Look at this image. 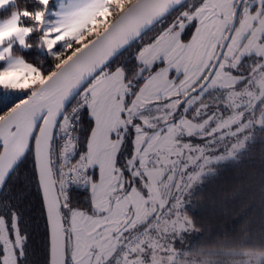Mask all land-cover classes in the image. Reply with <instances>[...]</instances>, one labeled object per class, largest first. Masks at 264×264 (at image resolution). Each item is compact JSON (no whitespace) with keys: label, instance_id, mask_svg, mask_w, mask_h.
Here are the masks:
<instances>
[{"label":"snow or ice","instance_id":"6c2138e0","mask_svg":"<svg viewBox=\"0 0 264 264\" xmlns=\"http://www.w3.org/2000/svg\"><path fill=\"white\" fill-rule=\"evenodd\" d=\"M50 2L35 0L38 7L29 9L21 6L19 0H0V11L7 10L6 15L0 18V62L3 63L0 67V89L7 92L11 88L24 93L22 98L11 101L6 108H0V209L10 213L0 215V264H225L222 256L229 253L217 254L222 251L211 246L220 240L233 246L227 264H264V250L258 251L253 247L254 243L264 246V148L256 151L257 145H264V136L258 135L264 133V93L254 79L264 74V52L241 54L239 61L232 66L234 54L228 58L229 65L224 69L239 77L231 89H224L225 93L247 89V92L258 96L255 103H252L251 97L242 96L241 100H247V103L238 102L239 106L235 107L230 102L231 98L224 95L221 101L225 102L217 103L223 108L217 106L210 116L200 122L186 115L177 118L182 107L186 110L190 97H185L172 82L175 75L172 65L178 69L188 59L189 52L166 48L158 60L146 62V57L153 55L152 46L161 41L166 32L178 36L181 44H187L199 23L196 18L189 19L188 13L204 5V0H199V4L191 9L187 0H174L172 3L169 0H125L123 6L120 0H69L67 5H61L60 11L52 13L56 19L51 21L47 19ZM212 3H218V0H212ZM230 4L234 8L231 24L223 28L227 39L219 29H213L220 32L219 40L223 41V45L218 41L215 43L219 56L214 64L209 61L197 81L199 84L204 76H208L204 87L216 75L217 68L225 59L224 53L245 16L251 18V28L240 40L241 47L249 36H253L257 45H264V0H230ZM172 12L178 15L169 17ZM161 21L165 23L157 34L143 41L145 33ZM254 30H259L258 35L254 36ZM34 32L41 33L42 46L53 61L49 71L39 70L50 84L55 83L59 74L76 62L87 63L98 57L90 71L81 76L77 92L84 93V98L72 114L77 122L80 117L76 116V112H83L88 117L89 136L98 124L101 128L112 121L118 125L107 131L108 139L117 141L119 145L116 167L121 177L115 182L116 191L108 197L107 210L93 208L92 194L88 192L87 185V212L83 208L74 209L71 203L73 196L83 193H77L71 184L65 188L61 183V158H53L51 143L57 136L60 121L65 119L64 112L71 108L70 102L64 103L63 110L57 115L46 152L38 140L45 119L43 112L34 117L26 145L24 143L20 109L32 97L35 86L17 78L25 70L31 72L37 69L16 57L13 48L17 44L30 48L31 44L27 41ZM69 36L72 42L66 44L65 38ZM12 37L16 39L12 41ZM137 40L142 41L135 52L138 74L130 80L125 68L114 64L113 60L122 56L128 46ZM113 42H118L117 46L106 50V45ZM165 55L168 56L167 64ZM246 58L252 63L244 73L241 66ZM145 73L149 77L160 73L162 81L150 96L142 94ZM164 73H167L166 81ZM137 76L142 77V82ZM179 78L176 77L177 80ZM203 89H197L192 95L199 96ZM138 93L141 95L138 96ZM2 99L0 97V102ZM175 100L179 103L173 104ZM208 105L201 110H207ZM150 106L152 114L146 115L145 110ZM189 120L193 125H199L195 131L185 128L182 121ZM75 126L70 123V127ZM138 137H143L139 149ZM82 152H87V144L74 149V155L70 156L73 164ZM138 152L143 155H138ZM124 153H127L128 159L122 164ZM257 155L262 161L259 171H250L244 176L237 170V179L230 192L233 198H239L240 203L256 204L259 215L249 219L244 227L224 232L212 241L200 244L195 250L189 248L188 238L193 233L202 232L203 228L198 223V214L194 212L189 216L185 208L189 210L191 205L192 209H196L208 199L202 187L204 181L220 179L234 164L244 169L243 161L254 159ZM25 161L31 164V180L37 187L44 221L46 248L42 260L29 261L26 249L29 236L20 229L21 211L18 205L28 200V191L25 180L13 181L12 175H18V169ZM152 169L157 170L159 177L155 185L160 190L161 202L155 204V211L145 220L134 222L137 211L126 198L135 190L146 202L144 206L152 207L148 187V170ZM75 171L91 176L93 182L100 180L97 165ZM64 174L71 177L73 171ZM13 201L17 206L13 205ZM122 202L127 204L126 210L117 207ZM113 208H117V213L126 220V223L121 222L118 230H113L107 222ZM219 210L226 211L223 197ZM77 212L87 215L93 222L78 224L75 220ZM101 219L105 222H100ZM253 224L262 229L255 238L250 235Z\"/></svg>","mask_w":264,"mask_h":264},{"label":"trees","instance_id":"16d2710c","mask_svg":"<svg viewBox=\"0 0 264 264\" xmlns=\"http://www.w3.org/2000/svg\"><path fill=\"white\" fill-rule=\"evenodd\" d=\"M205 1V0H204ZM21 6H27L29 9L33 7H38L35 4V0H19ZM125 0L120 1L121 6ZM199 0H190L187 2L189 9L193 5H198ZM7 10L0 11V17L6 15ZM189 13H192L189 11ZM178 13L173 12L169 15L176 16ZM165 23L161 21L157 26L152 28L148 33L143 36V41L150 40L153 35L157 34V31L161 28V25ZM41 33H33V35L29 38L28 43L31 44L30 48L22 49L19 46H16L13 50L15 55L23 57L26 61L36 67L38 70L36 82L33 84L35 87L33 89V93L39 88V86L47 79L40 75L39 70L49 71L52 67V58L48 55V53L44 50L41 43L40 38ZM72 40L65 42L71 43ZM142 43L141 40L135 42L132 46H130L127 51L122 55L117 57L113 63L122 65L129 75L130 80H134L136 75L138 74L137 65L135 61V52L137 50L138 45ZM252 61L248 58L245 59L244 63L241 66V70L246 73L248 71L249 66L251 65ZM3 64V63H2ZM210 70V69H209ZM230 73V72H229ZM206 76H204L205 78ZM138 80H141L137 78ZM254 79H256L254 77ZM142 82V80H141ZM202 80L200 81V83ZM199 83V84H200ZM197 84L196 86H198ZM232 87L223 88V87H214L208 88L205 87L202 91L198 93L199 96L193 95L190 97L188 104L190 107L186 106V110L182 107L181 111L177 114V118L180 116L186 115L189 119H193L196 122H200L206 119L208 116L212 114L219 106L221 109L223 105H217V103H223L225 101H221L224 98V95L231 98V104L235 107H238L240 103H247V100H241L242 96L251 97L252 103H255L258 96H255L253 93L247 92V89H244L240 92L229 91L225 93L226 90L224 89H231ZM193 90V89H192ZM191 90V91H192ZM24 93L15 92V89L9 88L7 92L3 89H0V97H2V102H0V108H6L11 101L16 100L17 98H22ZM83 96L82 93L74 99V102ZM186 96V95H185ZM74 102L72 104H74ZM186 103V102H185ZM71 104V106H72ZM209 104V105H208ZM200 105V107H199ZM208 105L207 110H201L204 106ZM199 107V108H198ZM201 111V113H200ZM196 112V113H195ZM199 115H195L198 114ZM179 115V117H178ZM77 116L80 117L79 121L77 122L78 125V135H79V142L77 148H81L85 144H87L88 149V142H89V121L88 117L83 114V112H78ZM258 135L264 136V133H259ZM261 148H264V145H257L256 151L259 152ZM85 152H82L80 156V160L84 156ZM241 155H244L243 153ZM127 153H124V157L121 160V163L124 164L127 160ZM244 169L240 168L239 164H234L232 169L227 170V172L222 176L220 179L215 180L213 182H207L205 180V184L202 186L204 188L205 195L208 197L205 201L202 202V205L196 209H192L191 205L189 206V210L186 207L185 211L189 216H191L194 212L198 214L197 219L198 223L202 226L203 231L200 233H193L188 238L187 246L193 250H195L200 244L204 242H210L213 239L219 237L222 233L231 231L236 229L237 227H244L247 221L253 217L259 215V208L256 204L249 202L247 204H243L239 202V198L235 199L231 196V189L234 182L237 179L236 172L239 170L243 173L244 176H247L248 172L250 171H259L261 168L262 161L259 158V155L256 156L254 159H247L243 161ZM30 168L31 164L29 161H25V164L22 165L18 169V175L13 174L12 179L13 181L16 180H25L27 185L28 191V200L18 205L21 215H20V229L21 232L27 234L29 236V240L26 242V249H27V257L29 261L33 259H43V255L46 248V241L44 237V221L42 217V210L41 204L39 201V197L37 193V187L35 182L32 181L30 175ZM29 173V174H28ZM77 193L83 194H76L72 198V205L74 209H85L88 210V195L85 190H76ZM88 192H90V187L88 185ZM91 193V192H90ZM223 197V203L226 205V211L221 212L219 210L221 198ZM196 200L195 197L192 198ZM13 205H16V202L13 201ZM93 206V203H92ZM10 213L7 212L6 209H0V215ZM262 229L259 228L258 225L253 224L252 231L250 235L255 238V235L261 231ZM211 246L215 247L217 250H221L222 252L218 251L217 254L223 255V253H229L228 255H223L222 258L227 264V261L231 259L230 250L233 246L227 243L224 240H220L219 242H214ZM253 247L256 250H264V246L253 244Z\"/></svg>","mask_w":264,"mask_h":264},{"label":"rangeland","instance_id":"374dc122","mask_svg":"<svg viewBox=\"0 0 264 264\" xmlns=\"http://www.w3.org/2000/svg\"><path fill=\"white\" fill-rule=\"evenodd\" d=\"M72 2H75V0H72ZM68 3L69 0H51L47 19L50 21L55 20L56 16H54L52 13L60 11L61 5H67ZM233 12L234 8L231 7L230 0H218V3H212V0H205L204 5L197 8L195 12L188 13L189 19L196 18L199 21L197 29L195 30L190 41L187 44H181L178 36L166 32L162 40L158 41L156 45L152 46V49H154L153 55L150 57H146V62L158 60L161 55H164L163 50L166 48H170L172 51L187 50L189 52L188 59L182 65H180L178 69L176 68V65H172V68L175 72V75H173L172 77V82L175 83L176 88L183 92L185 96L193 88L196 87L197 81L200 80V76L203 73L204 68L208 67L209 61L214 62L218 53V50L215 48V43L218 41L222 44L223 41L219 40L220 32H223V28L225 26L231 24ZM220 14H222V18ZM214 28L219 29L220 32L213 31ZM249 28H251V18L245 16L240 26L236 29V33L233 35L232 42L229 43L228 49L225 51V59L221 61L220 67L216 71V75L213 76L212 80L207 86L208 88L219 87L220 84H225V86H227L225 88L232 87V85L228 86L230 85L231 81L236 82L235 80L239 79V77L232 76L231 73L224 70V67L229 65L228 58L233 57L234 54L235 57L231 60L232 66H235V64L239 61L241 54L249 53L252 51L257 52V54L264 52V45H257L253 36H249L248 41L245 42L244 45L241 47L240 40L243 38L244 34L247 33ZM258 31L259 30H254V36L258 35ZM226 34L227 32H223L224 38ZM213 37H216L217 39L214 40ZM15 39V37H12V41H14ZM70 40H72V37L70 36L65 38V42ZM16 46L19 45H14L13 50ZM21 48L25 49L23 47ZM213 53H215V55ZM15 56L23 59L26 64L33 66L23 57L18 55ZM164 58L167 64L168 56L165 55ZM0 67H3L2 62H0ZM37 73L38 70L31 72L25 70L17 79L24 82L25 84H34L37 79ZM163 75L164 80L166 81L168 79L167 73H164ZM177 76L180 77L179 80L176 79ZM137 78L142 80V77L140 76H137ZM161 83L162 81L160 80V73L153 74L151 77H149L148 74L145 73V83L141 85L142 94L144 96H150L153 89H155L156 85ZM256 83L261 86L262 93H264V74H260V77L256 78ZM149 85H151L152 87H149ZM140 95L141 93H138V96ZM181 99H183V97H181ZM177 103H179L178 100L173 101V104ZM189 107L190 105L188 106V108ZM172 110L174 111L175 109L173 108ZM145 114H152L151 106L145 110ZM182 122L186 129L191 128L193 131H195L199 127V125H193L192 121L190 120ZM115 125H117L115 121H112L108 126L104 128H101L98 124L94 133L95 136H97L98 140L96 143H94L92 147V158H90V161L91 163L94 162L97 165L102 166V168L99 173L100 180L98 182L92 181L90 187L92 193L93 208L100 210H107L109 208L108 197L116 191L115 182L121 179L119 175V169L112 162V160H109V157L112 156V154H110L111 152L109 151L111 145H109V142L104 144V141L109 140L107 137L106 130H108V128L110 127H115ZM140 139L142 140L143 137H140ZM103 147H106L107 149L105 153H102ZM118 150L120 149L117 143V146L112 147L111 151L113 154H116V151ZM115 159L116 157L113 160L115 161ZM148 174H150L148 185L150 192L149 200L153 202L152 207H147V209L149 208L148 210L142 211V209L145 207L144 205L146 202L143 200V197H141L139 193H136L135 191L133 193H130L129 197L126 198V200L131 203L133 205V208L137 211L136 221L134 222H141L145 220L147 218V215H150L152 211H155V204L161 202L160 190L155 185V180L159 178L157 170H148ZM122 186L123 185L121 184V187ZM105 193H107V195H105ZM164 202H166V200ZM117 207H123V209L126 210L127 204L122 202L120 205H117ZM75 220L78 224H83L85 221H88L89 223L93 222L90 217L79 212L76 213ZM122 221L126 222L123 215L117 213V208H113L112 211L109 213V219L107 220L109 225L113 228V230H118V227L121 226ZM100 222L105 221L101 219Z\"/></svg>","mask_w":264,"mask_h":264},{"label":"water","instance_id":"95a60500","mask_svg":"<svg viewBox=\"0 0 264 264\" xmlns=\"http://www.w3.org/2000/svg\"><path fill=\"white\" fill-rule=\"evenodd\" d=\"M188 1L190 0H187V2ZM172 2H174V0H169V3ZM172 13H169V15ZM158 24L159 23L153 25L152 28H154ZM151 29H149V31ZM224 39H227V34ZM137 41H134L131 45L128 46V48ZM117 43L118 42H113L110 45H106V50L110 49L111 47L117 46ZM222 45L223 42L221 46ZM218 56H219V50L216 55V58ZM116 58L117 57H115L114 60ZM96 59H98V57L91 59L87 63H81L79 61L76 62L71 66V68L60 73L59 77L55 79V83L50 84L49 80L46 79L39 86V88L33 93L32 97L29 98L27 104L21 106L20 112L22 114V119L20 120V124L21 127L24 129L23 139L25 145L27 142V135L30 134L31 132V125L34 117L38 116L41 112H43L45 113V119H44V123L41 125V132L38 135V140L40 141L42 150L44 152L47 151L48 142L49 140H52V130L56 126L57 115L63 110L64 103H68V102L72 103L74 99L79 95V93L77 92V85L80 82L81 76L82 74H86L87 72L90 71L92 65L96 63ZM215 60L213 64L215 63ZM209 75H211V69L209 70ZM206 81H208V76H206L202 80V82L198 86H196L192 91L186 94L185 97H192L193 96L192 93H195L197 89L205 88L204 84ZM209 83L210 82H208V84ZM54 139L52 140L51 143L52 156H53Z\"/></svg>","mask_w":264,"mask_h":264},{"label":"built area","instance_id":"2783aa9c","mask_svg":"<svg viewBox=\"0 0 264 264\" xmlns=\"http://www.w3.org/2000/svg\"><path fill=\"white\" fill-rule=\"evenodd\" d=\"M84 96L78 98L71 108L64 113V120L60 121V127L57 129V136L55 137L53 146V158H61V183L63 187L67 188L69 184L72 185L76 190H85V185H89L90 176H84L83 172H76L75 169H88L87 164L77 159L75 164L72 163L70 156L74 155V149L77 148L79 142L78 125L75 117L73 116V110L80 106V101L83 100ZM76 112V116H77ZM70 123L75 124V128L70 127ZM73 171V175L68 177L67 171Z\"/></svg>","mask_w":264,"mask_h":264},{"label":"crops","instance_id":"0c3cea01","mask_svg":"<svg viewBox=\"0 0 264 264\" xmlns=\"http://www.w3.org/2000/svg\"><path fill=\"white\" fill-rule=\"evenodd\" d=\"M225 68V67H224ZM225 76V75H224ZM234 81V80H233ZM236 81V80H235ZM223 83V82H222ZM235 82H232L231 81V83H230V85H228V86H231V85H233ZM219 87H227V86H225V84H220V86ZM84 95V94H83ZM115 126H117V125H115ZM95 130L96 129H93V131H92V134L90 135V138H89V142H88V149H87V152H85V154H84V156L82 157V161H84L86 164H87V167H88V169H91L92 168V166L93 165H97L96 163H94L93 161V163H91V161H90V158H92V147H93V145H94V143H96L97 142V136H95ZM106 131H108V130H106ZM102 136H103V134H102ZM103 140H104V138H103ZM143 140V139H142ZM142 140L140 139V137H138V145H137V148L139 149V144L140 143H142ZM107 142H109V145H111V148L109 149V151L111 152L110 154H112V156H110L109 157V160H112V162L116 165V159H115V161L113 160L115 157H116V154H113L112 153V147H116L117 146V141H111V140H106V141H104V144H106ZM107 151V149H106V147H103V149H102V153H105ZM105 155V154H104ZM138 155H143V154H141V153H139L138 152ZM84 158H85V160H84ZM106 158V157H105ZM107 159V158H106ZM98 167H99V173H100V171H101V168H102V166H100V165H97ZM91 182H92V179L90 178V181H89V187H90V185H91ZM135 191V190H134ZM90 192H91V187H90ZM92 194V193H91ZM149 209V208H148ZM147 209V207H144L143 209H142V211H146V210H148ZM76 215V214H75Z\"/></svg>","mask_w":264,"mask_h":264}]
</instances>
